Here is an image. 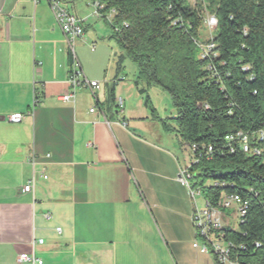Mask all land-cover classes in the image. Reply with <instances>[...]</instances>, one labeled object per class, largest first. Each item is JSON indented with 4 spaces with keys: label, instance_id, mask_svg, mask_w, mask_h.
Returning a JSON list of instances; mask_svg holds the SVG:
<instances>
[{
    "label": "crops",
    "instance_id": "crops-1",
    "mask_svg": "<svg viewBox=\"0 0 264 264\" xmlns=\"http://www.w3.org/2000/svg\"><path fill=\"white\" fill-rule=\"evenodd\" d=\"M61 1L85 20V40L73 48L101 89L58 99L70 90L71 53L46 1L16 0L0 14V264H20L23 253L43 264H216L193 247L202 240L178 180L191 163L180 139L152 120L116 62L109 72L106 48L82 47L103 23L92 4ZM15 114L21 123L8 121Z\"/></svg>",
    "mask_w": 264,
    "mask_h": 264
},
{
    "label": "trees",
    "instance_id": "trees-1",
    "mask_svg": "<svg viewBox=\"0 0 264 264\" xmlns=\"http://www.w3.org/2000/svg\"><path fill=\"white\" fill-rule=\"evenodd\" d=\"M86 1L98 4L108 40L119 48L118 74L127 61L137 67L134 85L152 120L190 149L193 187L213 207L226 195L249 201L245 223L225 226L224 238L246 248L240 264H264V154H245L225 141L238 131L264 129V0H199L194 6L189 0ZM208 15L218 21L216 56L202 60L195 41ZM156 87L171 98V118H160L152 103L149 92Z\"/></svg>",
    "mask_w": 264,
    "mask_h": 264
},
{
    "label": "built area",
    "instance_id": "built-area-1",
    "mask_svg": "<svg viewBox=\"0 0 264 264\" xmlns=\"http://www.w3.org/2000/svg\"><path fill=\"white\" fill-rule=\"evenodd\" d=\"M43 1H46L49 4L59 27L66 37L71 53V66L68 71V84L70 90L60 94L58 99L65 103H75L77 93L81 89H87L95 96L96 91L101 89V85L99 82L90 81L86 78L73 48L74 43L77 40H85V20L80 19L74 13L69 11L63 5L61 0H32L35 6ZM92 7L94 8L93 16L99 19L97 11L98 4L94 3ZM110 19L111 17L108 18V21H111ZM206 22L208 27L215 31L218 25L216 17L208 15ZM195 43L202 60H209L216 56V54L213 53L215 49L213 34L210 35V38L205 43L201 40L195 41ZM40 65L41 63H38L37 67ZM208 69L212 70L213 68L209 65ZM118 105L121 109L123 106L122 101H119ZM94 111V109L91 110V112ZM23 118L24 116L22 114H15L9 117L8 121L13 124H19L22 122ZM120 124L123 127H127V123L125 122H121ZM225 141L229 145L237 143L239 149L245 154L256 155L259 157L264 154V129L253 133L238 131L227 135ZM192 150H197L196 145H193ZM234 150L235 149L232 151ZM208 151L209 153L213 152V148L210 146ZM201 157L202 156L200 155V158ZM194 162H198V160L196 159ZM46 178L47 177H45V179ZM178 180L183 186L188 188L189 195L192 198L195 207L192 220L197 235L201 238L202 243L199 244L196 242L193 247L201 254L212 255L216 264H240L239 252L241 250L245 251L246 248H237L234 243L226 241L223 230L225 226L230 227L232 220L236 221V225H238L237 229L240 224L242 225L245 223L249 211V201L238 194L226 195L222 199L219 207H213L203 199L204 205L203 208H201L197 203V196L201 195V192L200 190L195 189L192 185L193 175L190 172V165L181 170ZM34 185L35 182L33 180L29 185L24 187V192L30 193L33 191ZM228 211L232 212L231 215L227 214ZM57 232L61 233V229H58ZM37 244L43 245L44 241L39 240ZM255 245L256 247H260L259 243H256ZM17 262L20 264H43L42 261L37 259L34 253L20 254L17 258Z\"/></svg>",
    "mask_w": 264,
    "mask_h": 264
},
{
    "label": "rangeland",
    "instance_id": "rangeland-1",
    "mask_svg": "<svg viewBox=\"0 0 264 264\" xmlns=\"http://www.w3.org/2000/svg\"><path fill=\"white\" fill-rule=\"evenodd\" d=\"M68 1V0H65ZM197 2H200L199 0H189V3L194 6ZM90 31H92L93 33L97 32V38H95V40H93V44L91 43H82V47L86 48L88 50H91V47H93V45H95V49H100V48H106L109 51L110 54V58H109V72H110V68L113 69L115 66V55L117 53H119V48L116 45V43L114 41H110L107 39V37L110 34V30L109 28L104 24V23H100V22H95ZM214 31L211 30L208 27L207 22L205 21L203 29L201 31V36L200 39L201 41H203L204 43L210 38V35L213 34ZM79 43L76 44V49H79ZM198 55V53H197ZM90 64V62H88ZM136 73H137V67L130 61H127L125 63V70L122 72V78H125L126 83H127V87H131L133 85V82L136 80ZM149 95L151 97L152 103L155 106V108L157 109V112L160 116V118L163 119H167V118H171L174 115V109H173V105H172V101L171 98L168 94H166L164 91H162L159 87L153 88L150 90ZM136 101L133 100L128 104V109L129 110H136ZM122 108H124L122 106ZM137 109H144V107L139 108L137 107ZM147 109V108H146ZM149 113V110H148ZM180 154L182 155L183 159H190L192 157V154L190 152L189 148H183V150L180 151ZM190 162V161H189ZM211 182H207L206 186H210ZM203 196L198 195L197 196V203L199 205V207L203 208ZM231 211H228L227 214L231 215ZM236 225V221L232 220L231 221V229H237Z\"/></svg>",
    "mask_w": 264,
    "mask_h": 264
},
{
    "label": "water",
    "instance_id": "water-1",
    "mask_svg": "<svg viewBox=\"0 0 264 264\" xmlns=\"http://www.w3.org/2000/svg\"><path fill=\"white\" fill-rule=\"evenodd\" d=\"M16 0H0V14L9 13L14 7Z\"/></svg>",
    "mask_w": 264,
    "mask_h": 264
}]
</instances>
